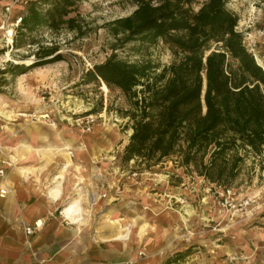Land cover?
<instances>
[{"label":"rangeland","instance_id":"obj_1","mask_svg":"<svg viewBox=\"0 0 264 264\" xmlns=\"http://www.w3.org/2000/svg\"><path fill=\"white\" fill-rule=\"evenodd\" d=\"M204 1L197 0L193 9ZM21 4L13 7L16 15L25 7ZM135 7L134 0H81L67 15L74 18L72 25L39 28L29 36L33 43L18 48H11L0 30V69L8 62L29 63L40 44L56 45L62 55L57 62L15 78L0 74V111L12 115L5 118L0 114L1 177L6 174L4 166L27 161L24 152L16 147L28 143L31 123L44 120L39 115L47 113L56 121L57 131L63 136L64 132L72 135L74 146L85 150L97 144L98 151L84 161L97 165L105 162L113 167L117 177L113 196L117 198L123 189L129 194L125 218L119 220L118 216H123L120 212L110 216L115 220V244L127 253L125 260L115 264H161L174 252L191 245L193 252L178 264H264V251H260L264 248V158L244 156L230 185L233 195L223 191V186L204 180L194 166L182 165L179 151L150 167L140 160L122 162L121 155L132 132L127 97L102 83H81L83 73L110 54L128 62H149L155 73L175 61L176 57L160 41L152 45L140 39L125 42L122 32L115 33L114 21L129 15ZM228 8L237 16L236 28L243 33L245 46L264 64V0H230ZM141 88L138 85L135 89ZM87 120H91L90 130L84 128ZM72 145L74 161L77 152ZM104 146L105 150L99 149ZM55 162L63 163V159H54ZM97 173L104 177L106 174ZM103 175L94 179L104 180ZM97 193V203V199L92 202L91 194L87 195L91 209L113 200L108 195L110 191L107 195ZM225 198L249 203L240 209L230 208L224 205Z\"/></svg>","mask_w":264,"mask_h":264},{"label":"trees","instance_id":"obj_2","mask_svg":"<svg viewBox=\"0 0 264 264\" xmlns=\"http://www.w3.org/2000/svg\"><path fill=\"white\" fill-rule=\"evenodd\" d=\"M81 0H28L11 48L33 43L39 28L71 24L67 17ZM230 0H134L135 9L114 21L124 41H160L176 57L155 73L149 62L135 63L110 54L93 64L82 84L103 83L128 99L132 132L121 161L159 164L175 152L209 183L230 187L244 156L264 153V68L244 44ZM67 17V18H66ZM29 63H12L0 74L12 78L62 59L56 45L40 44ZM0 80V85L2 84ZM142 85L137 91L135 88ZM194 245L161 264H178Z\"/></svg>","mask_w":264,"mask_h":264},{"label":"crops","instance_id":"obj_3","mask_svg":"<svg viewBox=\"0 0 264 264\" xmlns=\"http://www.w3.org/2000/svg\"><path fill=\"white\" fill-rule=\"evenodd\" d=\"M4 4L0 1V20ZM16 16L13 8L11 17ZM30 128L28 143L16 147L24 152L21 153L27 161L4 166L6 174L0 179V189H6L0 195V264H115L125 260L126 251L115 244V220L111 217L120 212L123 216H118L119 220L125 218L129 194L123 189L117 198L113 196L117 186L113 167L105 162H85L98 151L97 144L83 150V146H74L71 134L64 132L63 136L43 120L32 122ZM71 144L77 152L74 161ZM54 159H63V163H53ZM99 171H105V177ZM102 175L104 180L94 179ZM99 191L106 195L112 192L108 195L113 200L91 209L87 195L98 196ZM73 200L78 208L66 215L64 207ZM35 222L41 225L37 224L32 234H25L24 226Z\"/></svg>","mask_w":264,"mask_h":264},{"label":"built area","instance_id":"obj_4","mask_svg":"<svg viewBox=\"0 0 264 264\" xmlns=\"http://www.w3.org/2000/svg\"><path fill=\"white\" fill-rule=\"evenodd\" d=\"M0 1L5 2V4L3 5V16L0 20V30H3L7 43L11 44L12 37L14 34V29L17 26L20 19L19 16L12 18L11 12L16 3H23L24 5L28 0H0ZM41 115H44L42 117V119H44L43 121L47 122L50 126L53 124L55 128L57 127L56 121L51 120L47 113ZM89 122H91V120L86 121V124L84 125L85 130H90L91 127L89 125ZM2 175H3V170L0 169V177ZM1 190H3L4 192H1ZM223 191H225L228 195L234 194V192H232L231 187L223 188ZM5 193H6V189H0V195H3ZM223 203L224 205L230 208L240 209L243 206H246L249 203V200H241L239 202H236L234 198H225ZM36 227H37L36 222L33 225L25 226L24 227L25 234L27 235L32 234Z\"/></svg>","mask_w":264,"mask_h":264},{"label":"bare ground","instance_id":"obj_5","mask_svg":"<svg viewBox=\"0 0 264 264\" xmlns=\"http://www.w3.org/2000/svg\"><path fill=\"white\" fill-rule=\"evenodd\" d=\"M256 60H257V62L261 65V66H264V64H262V62H261V60H260V58H258V57H256ZM20 75H23V74H20ZM103 84V83H102ZM0 114L3 116V117H5V118H9V117H11L12 115L11 114H8L6 111H3V110H1L0 111ZM13 114V113H12ZM19 114V113H18ZM13 115H15V114H13ZM26 115V114H25ZM28 116V115H27ZM33 116V115H32ZM44 115H39V117L40 118H42ZM33 117H36V115L35 116H33ZM51 126H53V124L51 125ZM54 127V126H53ZM113 129V128H112ZM113 132V131H112ZM67 148V147H66ZM0 149H2V146L0 145ZM97 198H96V195H92V202H95V200H96ZM78 205H77V202L75 201V200H73V201H71V202H69L65 207H64V212H65V214L66 215H68L69 214V212L71 211V210H74V209H76V208H78L77 207ZM38 224V226H40L41 224L38 222L37 223Z\"/></svg>","mask_w":264,"mask_h":264},{"label":"water","instance_id":"obj_6","mask_svg":"<svg viewBox=\"0 0 264 264\" xmlns=\"http://www.w3.org/2000/svg\"><path fill=\"white\" fill-rule=\"evenodd\" d=\"M254 58H255V60H256V56H254ZM256 62H257V60H256ZM258 63V62H257ZM259 64V63H258ZM260 65V64H259ZM261 66V65H260ZM262 68H264V67H262Z\"/></svg>","mask_w":264,"mask_h":264}]
</instances>
